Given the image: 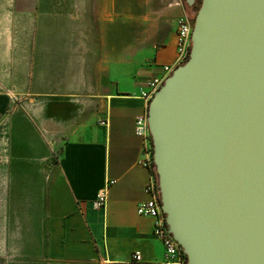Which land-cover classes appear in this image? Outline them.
I'll return each mask as SVG.
<instances>
[{
	"label": "crops",
	"instance_id": "obj_1",
	"mask_svg": "<svg viewBox=\"0 0 264 264\" xmlns=\"http://www.w3.org/2000/svg\"><path fill=\"white\" fill-rule=\"evenodd\" d=\"M113 1L0 0V257L136 264L141 252L146 264H164L155 220L137 212L151 171L139 162L134 122L150 106L147 81L179 66L187 13L180 0H122L149 4L117 14ZM158 1L169 6L151 7ZM40 28L135 32L152 44L128 43L100 66L98 51L84 61L66 38L40 41Z\"/></svg>",
	"mask_w": 264,
	"mask_h": 264
},
{
	"label": "water",
	"instance_id": "obj_2",
	"mask_svg": "<svg viewBox=\"0 0 264 264\" xmlns=\"http://www.w3.org/2000/svg\"><path fill=\"white\" fill-rule=\"evenodd\" d=\"M148 121L162 210L188 264H264V0H201L190 57Z\"/></svg>",
	"mask_w": 264,
	"mask_h": 264
},
{
	"label": "built area",
	"instance_id": "obj_3",
	"mask_svg": "<svg viewBox=\"0 0 264 264\" xmlns=\"http://www.w3.org/2000/svg\"><path fill=\"white\" fill-rule=\"evenodd\" d=\"M194 20L190 19L187 14L182 15L178 19L177 25V65H183L190 57L192 30ZM176 67L164 66L162 73L156 75L147 81L145 90L141 91V97L150 103L155 93L163 86L166 79L173 73ZM148 112L140 114L134 122L135 134L142 141V158L139 161L141 165L149 169L150 180L145 185L144 192L148 196L147 200L137 205L139 215L151 217L154 221V236L161 240L165 248L164 264H188L187 257L181 246L174 239L166 224L167 217L162 210V202L159 193L158 180L156 177V169L153 162V145L152 136L148 127ZM107 204V189L101 191L94 203L96 209L105 208ZM133 261L136 264H146L141 252L135 253Z\"/></svg>",
	"mask_w": 264,
	"mask_h": 264
},
{
	"label": "rangeland",
	"instance_id": "obj_4",
	"mask_svg": "<svg viewBox=\"0 0 264 264\" xmlns=\"http://www.w3.org/2000/svg\"><path fill=\"white\" fill-rule=\"evenodd\" d=\"M43 4L46 0H42ZM51 1V0H50ZM54 3L60 0H52ZM77 2V0H69ZM115 4L114 10L118 13H122L125 7L128 5H134V11L139 9L144 4L147 5L149 3H141L134 1H113ZM180 3L185 6V10L187 16L194 20L196 16L197 9L201 4V0L192 7V9L186 5L185 0H180ZM127 4V5H126ZM151 4V3H150ZM165 6H169L165 2L158 1L157 3L151 4V7H155L154 9L162 11ZM191 9V10H190ZM177 20V19H176ZM134 30V27H133ZM37 36L40 37V41H43L44 37H50L51 40L55 38H66V41L72 43L74 50L76 49L78 53H80L83 60L89 61L90 56H94L96 51H98V63L100 66H104L111 61L119 59L123 52V46L130 44L133 50H137L138 48H149L152 44L150 38L145 40L143 34L135 33V32H110L103 33L101 31H84V30H68V29H44L40 28L37 31ZM150 36V35H149ZM148 36V37H149ZM145 40V41H144ZM39 45V44H38ZM40 47L42 44L39 45ZM40 58V57H38ZM93 60V58H92ZM39 61V60H37ZM89 63V62H88ZM40 68V67H39ZM18 252H13V250L8 253L7 256L0 257V264H49L46 261H38L34 259H30L28 256H18ZM14 255V257H13Z\"/></svg>",
	"mask_w": 264,
	"mask_h": 264
},
{
	"label": "flooded vegetation",
	"instance_id": "obj_5",
	"mask_svg": "<svg viewBox=\"0 0 264 264\" xmlns=\"http://www.w3.org/2000/svg\"><path fill=\"white\" fill-rule=\"evenodd\" d=\"M189 7L192 9L193 6H189ZM191 9H190V10H191Z\"/></svg>",
	"mask_w": 264,
	"mask_h": 264
},
{
	"label": "trees",
	"instance_id": "obj_6",
	"mask_svg": "<svg viewBox=\"0 0 264 264\" xmlns=\"http://www.w3.org/2000/svg\"><path fill=\"white\" fill-rule=\"evenodd\" d=\"M185 3H186V1H185ZM187 5V4H186ZM188 6V5H187Z\"/></svg>",
	"mask_w": 264,
	"mask_h": 264
}]
</instances>
